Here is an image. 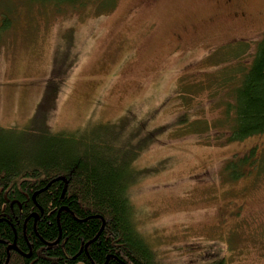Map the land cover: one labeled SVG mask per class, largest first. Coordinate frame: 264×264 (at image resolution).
I'll use <instances>...</instances> for the list:
<instances>
[{
  "label": "rangeland",
  "instance_id": "374dc122",
  "mask_svg": "<svg viewBox=\"0 0 264 264\" xmlns=\"http://www.w3.org/2000/svg\"><path fill=\"white\" fill-rule=\"evenodd\" d=\"M8 10L0 127L25 129L41 114L52 131L123 124L116 144L135 131L139 154L134 220L158 264H264V132L223 139L233 99L216 81L252 62L264 0H0ZM187 115L208 126L186 130ZM253 149L243 176L226 171Z\"/></svg>",
  "mask_w": 264,
  "mask_h": 264
},
{
  "label": "trees",
  "instance_id": "16d2710c",
  "mask_svg": "<svg viewBox=\"0 0 264 264\" xmlns=\"http://www.w3.org/2000/svg\"><path fill=\"white\" fill-rule=\"evenodd\" d=\"M22 1L84 5L91 0ZM103 1L115 2L96 0ZM9 13L1 12L0 33L11 26ZM256 49L249 65L240 64V74L217 77V86H227L233 99L225 104V141L264 132V33ZM42 116L25 129L0 127V264H158L138 231L129 196L141 173L131 143L136 132L118 145L123 124L52 131ZM190 121L187 115L180 125L192 131L208 126L204 119ZM254 153L229 160L226 171L243 176ZM224 259L211 264H225Z\"/></svg>",
  "mask_w": 264,
  "mask_h": 264
},
{
  "label": "flooded vegetation",
  "instance_id": "af4514ba",
  "mask_svg": "<svg viewBox=\"0 0 264 264\" xmlns=\"http://www.w3.org/2000/svg\"><path fill=\"white\" fill-rule=\"evenodd\" d=\"M233 0H229V2H232ZM239 14H241V15H243V13H241V12H236V15H239Z\"/></svg>",
  "mask_w": 264,
  "mask_h": 264
},
{
  "label": "water",
  "instance_id": "95a60500",
  "mask_svg": "<svg viewBox=\"0 0 264 264\" xmlns=\"http://www.w3.org/2000/svg\"><path fill=\"white\" fill-rule=\"evenodd\" d=\"M13 247H14V246H13ZM13 247H12V248H13Z\"/></svg>",
  "mask_w": 264,
  "mask_h": 264
}]
</instances>
